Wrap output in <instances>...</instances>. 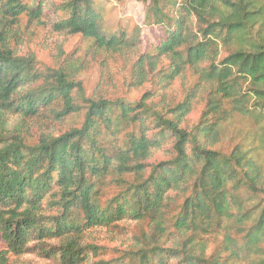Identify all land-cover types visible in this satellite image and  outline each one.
Masks as SVG:
<instances>
[{
	"label": "trees",
	"instance_id": "obj_1",
	"mask_svg": "<svg viewBox=\"0 0 264 264\" xmlns=\"http://www.w3.org/2000/svg\"><path fill=\"white\" fill-rule=\"evenodd\" d=\"M138 1L144 25L161 31L145 50L138 25L109 31L99 0H0V264L31 254L59 264H264V161L242 142L217 149L234 119L264 123V0ZM51 16L59 46L79 36L87 49L42 70L12 42L23 18ZM88 54L129 63L131 87L153 89L136 102L87 96L78 76ZM178 80L174 103L166 94ZM80 113V127L27 141L29 120ZM159 152L167 158L152 163ZM126 222L148 231L116 258L86 242Z\"/></svg>",
	"mask_w": 264,
	"mask_h": 264
},
{
	"label": "rangeland",
	"instance_id": "obj_2",
	"mask_svg": "<svg viewBox=\"0 0 264 264\" xmlns=\"http://www.w3.org/2000/svg\"><path fill=\"white\" fill-rule=\"evenodd\" d=\"M101 2L105 22L109 31L114 32L120 24L131 29L138 25L142 29L144 50L156 42L161 35L160 28L144 25L146 6L138 0H99ZM43 25L29 24L23 18L16 28L17 40L13 41L22 55L34 54L42 70L57 68L66 65L71 59L86 53L87 43L79 36L69 39L64 46H59L60 35L53 28V17H49ZM85 68L79 74L78 80L83 82L87 96L102 94L107 97L123 98L132 102L140 100L144 94L153 89V84L147 83L142 88L131 87V72L129 63L115 60L104 55L88 54ZM184 80H178L167 92L169 101L177 103L183 97ZM204 104L198 105L188 116L189 128L197 124ZM84 121V113L69 116L62 124H48L42 119L29 120L26 123L25 136L30 144H36L41 133L61 135L72 128L80 127ZM16 120L14 119L13 123ZM264 132V123L261 125L236 118L228 124L224 131L222 143L217 149L229 153L236 144L242 142L245 149H254L259 160L264 161V153L261 151L260 136ZM167 155L159 152L152 163L165 160ZM116 193L115 187L104 190V199H109ZM143 231H148L145 224L120 223L115 229L106 232L92 231L86 238L89 244H95L104 248L102 259L110 260L117 257L119 250H126L134 243V238L140 236ZM6 249V242L0 234V251ZM99 258V259H101ZM99 259H96L99 260ZM19 264H59L55 260H48L39 255L31 254L22 257Z\"/></svg>",
	"mask_w": 264,
	"mask_h": 264
}]
</instances>
